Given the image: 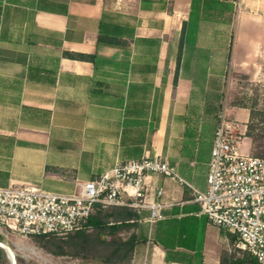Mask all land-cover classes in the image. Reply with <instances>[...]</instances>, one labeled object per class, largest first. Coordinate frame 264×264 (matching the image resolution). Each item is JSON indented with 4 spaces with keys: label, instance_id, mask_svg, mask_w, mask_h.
Returning <instances> with one entry per match:
<instances>
[{
    "label": "crops",
    "instance_id": "0c3cea01",
    "mask_svg": "<svg viewBox=\"0 0 264 264\" xmlns=\"http://www.w3.org/2000/svg\"><path fill=\"white\" fill-rule=\"evenodd\" d=\"M192 3L0 0V188L70 193L117 163L160 158L179 180L148 179L147 202L160 203L165 218L150 224V211H138L132 264H220L237 251L193 202V190L207 188L220 112L210 113L198 88V71L207 78L212 64L184 54L228 50L234 70H260L264 0H201L194 11ZM193 20L195 42H185L178 64Z\"/></svg>",
    "mask_w": 264,
    "mask_h": 264
},
{
    "label": "built area",
    "instance_id": "2783aa9c",
    "mask_svg": "<svg viewBox=\"0 0 264 264\" xmlns=\"http://www.w3.org/2000/svg\"><path fill=\"white\" fill-rule=\"evenodd\" d=\"M241 125L219 116L208 165L207 188L193 190V202L210 224L236 238L233 251H245L264 264V159L243 154ZM179 180L175 168L160 158L117 163L94 180L75 182L70 193L35 185L0 188V231L31 238L66 237L84 227L97 205L148 209V222L165 218L162 205L148 203V179ZM163 190L156 191L161 198Z\"/></svg>",
    "mask_w": 264,
    "mask_h": 264
},
{
    "label": "rangeland",
    "instance_id": "374dc122",
    "mask_svg": "<svg viewBox=\"0 0 264 264\" xmlns=\"http://www.w3.org/2000/svg\"><path fill=\"white\" fill-rule=\"evenodd\" d=\"M197 21L193 20L189 26L187 46L195 42V31ZM193 47L184 54V62H198L201 65L210 66L208 77L206 69L198 71L201 81V74L204 75V85L198 86L199 93L206 99L210 113L220 112V116L225 117L226 121L239 123L241 129H247L246 134H264V59L260 70L246 75L233 69L231 62V51L223 54L218 48L213 55L198 51L191 52ZM226 61L227 67L222 68ZM252 74L253 79L252 78ZM202 91V92H201ZM239 115V119L236 118ZM247 119V122H245ZM246 125L247 128L244 126ZM238 129L237 131H241ZM243 130V131H244ZM243 154L251 152L250 140L246 138L241 143ZM70 192V191H69ZM72 192V191H71ZM64 193V192H62ZM0 245L7 247L15 256L17 264H82L79 260L67 257H54L43 251L32 238H23L0 231ZM2 246L3 254L0 256V264H13L10 254Z\"/></svg>",
    "mask_w": 264,
    "mask_h": 264
},
{
    "label": "trees",
    "instance_id": "16d2710c",
    "mask_svg": "<svg viewBox=\"0 0 264 264\" xmlns=\"http://www.w3.org/2000/svg\"><path fill=\"white\" fill-rule=\"evenodd\" d=\"M201 0H193L192 10L198 9ZM197 21V20H195ZM192 21H189V26ZM198 26V21H197ZM183 26V35L179 44L178 64H180L183 48L187 38ZM99 43L120 45V41L109 37H99ZM80 58L92 59V56L82 55ZM247 136L252 140L254 156L264 159V134ZM138 211L128 206H113L103 208L95 207L84 227L66 237L52 235L31 237L34 242L46 253L54 257H67L79 260L82 264H132L135 247L138 243L135 230L138 226ZM236 243V238L231 236V244ZM224 254L220 264H259L247 252L240 251L237 256ZM3 254L0 248V256Z\"/></svg>",
    "mask_w": 264,
    "mask_h": 264
},
{
    "label": "water",
    "instance_id": "95a60500",
    "mask_svg": "<svg viewBox=\"0 0 264 264\" xmlns=\"http://www.w3.org/2000/svg\"><path fill=\"white\" fill-rule=\"evenodd\" d=\"M0 246H2L3 247V245H0ZM5 250H7V252L10 254V258H11V260H12V263L13 264H17L16 263V259H15V256L12 254V251L9 249V248H7V247H3Z\"/></svg>",
    "mask_w": 264,
    "mask_h": 264
}]
</instances>
